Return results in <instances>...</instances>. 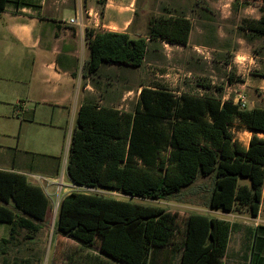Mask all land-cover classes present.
Wrapping results in <instances>:
<instances>
[{"label": "trees", "instance_id": "trees-1", "mask_svg": "<svg viewBox=\"0 0 264 264\" xmlns=\"http://www.w3.org/2000/svg\"><path fill=\"white\" fill-rule=\"evenodd\" d=\"M8 1L0 0V12ZM244 28L264 35V15ZM192 29V20L184 15L150 19L147 34L137 37L88 28L90 57L84 75H97L105 64L140 67L150 40L187 45ZM237 130L253 132L248 146L238 140ZM258 133L264 134V105L242 107L233 99L143 85L134 111L91 99L81 104L67 173L80 186L152 199L171 198L199 176H212L211 208L257 215L264 187V136ZM241 178H249L250 184ZM49 209L50 198L41 185L23 172L0 168V222L11 226L10 237L0 239V254L18 230H40ZM178 216L155 205L72 191L61 201L53 240L57 237V248L67 237L99 249L91 254V264L104 263L100 253L123 264H173L179 251L180 264H224L234 225L190 213L178 244Z\"/></svg>", "mask_w": 264, "mask_h": 264}, {"label": "rangeland", "instance_id": "rangeland-1", "mask_svg": "<svg viewBox=\"0 0 264 264\" xmlns=\"http://www.w3.org/2000/svg\"><path fill=\"white\" fill-rule=\"evenodd\" d=\"M138 14L133 36L147 34L150 19L160 16L184 15L193 22L189 44L179 45L150 40V50L140 67L103 65L97 75L86 77L81 63L82 85L89 84L87 100L134 111L143 85L164 84L176 94L213 95L237 100L240 93L248 98L247 107L264 105V89H252L245 84L258 85L264 74V35L244 28L264 15V0H137ZM38 84L41 73L34 74ZM38 75V76H37ZM66 80V77L64 78ZM40 85V84H39ZM77 87L74 83H59L56 99L49 105L29 99L25 105L18 100L0 104V168L25 173L33 183L41 185L50 198L47 221L43 226L51 234L50 248L63 197L72 191L99 193L119 199L162 207L177 212L179 233L184 236L185 219L190 213L228 218L222 209L211 208L212 176H199L193 184L168 199L133 197L117 190L80 186L67 173V159L72 131L76 124L72 107ZM83 87V86H82ZM67 96L62 101V96ZM53 121V122H52ZM238 140L245 146L248 131L237 130ZM241 183L250 184L249 178ZM9 224L0 222V235L9 233ZM20 229L18 232H25ZM68 252L88 250L73 241L63 244ZM99 253V249H91ZM94 254V253H93ZM103 264L118 263L100 253ZM179 251L173 264H180Z\"/></svg>", "mask_w": 264, "mask_h": 264}, {"label": "crops", "instance_id": "crops-1", "mask_svg": "<svg viewBox=\"0 0 264 264\" xmlns=\"http://www.w3.org/2000/svg\"><path fill=\"white\" fill-rule=\"evenodd\" d=\"M137 14V0H106L104 4L100 0H9L0 12V104L18 100L19 105H25V101L32 99L49 105L56 99L59 83L77 80L72 107L77 118L81 104L87 100V90L91 89L81 82V63L90 57L86 30L97 28L132 35ZM72 18L78 21L73 23ZM38 71L41 78L34 84ZM261 78L258 85L245 84L250 90L264 89V76ZM67 96L70 95L61 100ZM248 132L250 140L253 132ZM224 213L228 218H218L235 227L230 233L224 264H264V187L257 215L246 209ZM43 224L37 232H17L0 254V264H91L95 251L87 248L82 254L79 248L69 253L60 248L68 241L81 245L77 240L66 237L58 248H50L51 234ZM10 234L11 226L0 239L9 238Z\"/></svg>", "mask_w": 264, "mask_h": 264}, {"label": "built area", "instance_id": "built-area-1", "mask_svg": "<svg viewBox=\"0 0 264 264\" xmlns=\"http://www.w3.org/2000/svg\"><path fill=\"white\" fill-rule=\"evenodd\" d=\"M78 21V18H72L71 22L76 23ZM237 102L242 106H247L248 98L245 93H240L237 98Z\"/></svg>", "mask_w": 264, "mask_h": 264}]
</instances>
